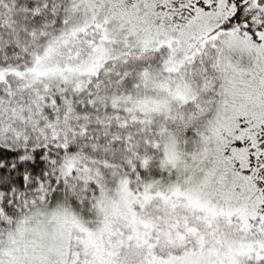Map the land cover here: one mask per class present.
<instances>
[{
	"label": "snow or ice",
	"instance_id": "snow-or-ice-1",
	"mask_svg": "<svg viewBox=\"0 0 264 264\" xmlns=\"http://www.w3.org/2000/svg\"><path fill=\"white\" fill-rule=\"evenodd\" d=\"M0 264H264V0H0Z\"/></svg>",
	"mask_w": 264,
	"mask_h": 264
}]
</instances>
